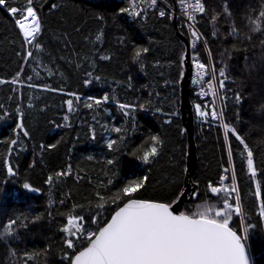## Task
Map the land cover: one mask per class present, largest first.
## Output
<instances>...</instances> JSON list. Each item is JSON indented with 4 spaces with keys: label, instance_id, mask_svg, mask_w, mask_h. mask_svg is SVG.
<instances>
[{
    "label": "trees",
    "instance_id": "16d2710c",
    "mask_svg": "<svg viewBox=\"0 0 264 264\" xmlns=\"http://www.w3.org/2000/svg\"><path fill=\"white\" fill-rule=\"evenodd\" d=\"M204 3L206 11L196 21L204 43L197 44V53L217 72L224 69L228 80L222 92L229 98L220 105L221 119L194 122L191 185L199 195L181 211L191 215L207 205L221 206L210 187L228 177L241 209L230 226L238 232L245 222L255 226L248 240L252 264H264V34L249 23L264 29V18L257 15L264 0ZM8 6L23 10L27 3L8 0ZM31 6L41 23L33 45L25 44L15 22L20 16L0 8V225L27 224L0 240V264H23L26 253L34 256L28 264H69L65 253L73 257L88 243L81 239L75 249L66 247V238L75 239L63 231L69 219L83 217L77 225L97 231L130 198L170 204L184 190L188 137L180 79L186 46L180 34L188 41L189 36L167 8L162 6L166 14L160 16V4L146 8L144 0L139 17L120 11L130 7L129 0H33ZM232 28L237 37L229 35ZM143 48L148 52L135 59ZM26 49L33 58L22 59ZM234 92L242 103L235 102ZM190 99L201 102L192 89ZM225 123L253 151L256 176L248 171L243 146L234 135L225 136ZM110 140L116 141L112 149ZM153 146L158 154L144 163ZM134 181L144 186L132 197L117 196Z\"/></svg>",
    "mask_w": 264,
    "mask_h": 264
},
{
    "label": "snow or ice",
    "instance_id": "6c2138e0",
    "mask_svg": "<svg viewBox=\"0 0 264 264\" xmlns=\"http://www.w3.org/2000/svg\"><path fill=\"white\" fill-rule=\"evenodd\" d=\"M32 2L33 0H26L27 7L22 10L17 7H9L8 0H0V8L6 9L12 16H20L15 22L22 31L27 45H33V41L36 40L41 31V23L36 10L31 6ZM142 3L143 0H129L130 7L120 11L139 17L146 10L141 7ZM157 3L158 0H150L151 7H155ZM180 4L185 8V14L189 22L188 26L194 28L191 22L196 19L195 14H203L206 11L202 0H194L190 5L186 3V0H180ZM52 7L54 8L56 5H52ZM189 8H191V11L188 10ZM165 14L164 11L159 13L160 16ZM257 15L259 18H264V10ZM249 23L253 25L252 31H260L264 34V29L256 25V21L250 20ZM238 34V30L235 28L229 31V35L233 37H237ZM191 35L197 40L202 39V35L195 29L191 32ZM34 46L36 48L40 47L38 43ZM148 50V48L137 49L135 59L139 60L141 54L147 53ZM25 51L26 54L22 59L33 58L31 50L26 49ZM102 59H108V57L105 56ZM193 63L195 64L196 73L192 82L200 87V96H208V91L204 88L205 84L212 88L211 81H218L217 86L212 88L211 95L215 99L211 101L210 109L205 111L202 109L201 104H196L194 110L200 118L208 120L221 119L224 109L220 105L229 98L226 92H222L226 88L225 82L228 80L225 71L221 68L217 72L214 66L209 70V66L200 62L199 59L194 60ZM206 76L209 79H205ZM233 96L237 104L242 103L243 97L239 92H234ZM108 99L107 95L103 97L104 101ZM67 104L69 110H72V100H68ZM95 104L100 105L101 100L96 99ZM86 107L92 108L93 104L89 103ZM129 107L131 106L120 104L121 109ZM205 107L207 108L208 105ZM127 114L125 112V115ZM17 127L22 129L23 125L18 124ZM224 130L226 137L230 134L234 135L235 139L243 146L247 155L248 171L251 176H256L257 172L253 166L254 153L245 142L244 137L234 127L229 128L227 123L224 124ZM113 131L120 133L121 129L116 127ZM23 135L27 136L28 133L24 131ZM151 139L157 144L160 143L155 136ZM11 143L16 144V141L13 140ZM114 144H116V141L110 140L107 147L112 149ZM157 154V147L153 146L149 152L143 155L142 160L144 163H148L150 157H155ZM228 154L231 155L230 147ZM108 163L112 164V161L109 160ZM8 172L14 174L12 168H8ZM224 179L226 180L228 177H224ZM143 186L142 181H134L123 187L117 193V196L132 197L133 193ZM28 187L27 184L24 185L25 189ZM210 192L215 194L222 202L223 211L207 207L203 211L191 215L174 214L167 204L130 198L122 207H119L118 211H115L111 220L97 231L88 232L79 226L76 227V231H73L71 228L65 227L63 231L67 232L70 237L75 238L65 239L68 249H75L77 241L81 239L88 242L87 246L76 253L74 257H70L68 253H65V258L68 259L69 264H252L248 240L250 231L255 226L245 222L242 224L240 232L230 227L233 215H239L241 212L238 201L235 208L229 202L230 200H237V197L233 195L237 192V189L227 186H211ZM181 195L184 199H188L198 197L199 193L195 189L189 192L185 188ZM257 195H259V187ZM101 199L103 198L101 197ZM177 203H180V201H177ZM97 206L102 207L103 205ZM260 215L264 217V209H262ZM77 220L82 224L84 218L74 217L68 220V224L75 225ZM92 223L98 224L99 220L94 217ZM19 226L27 227V224L19 225L17 220H10L6 226L0 225V240L16 235L14 229ZM35 255L38 256L39 254ZM25 257L23 264H28L29 260L34 259V256L27 253Z\"/></svg>",
    "mask_w": 264,
    "mask_h": 264
},
{
    "label": "water",
    "instance_id": "95a60500",
    "mask_svg": "<svg viewBox=\"0 0 264 264\" xmlns=\"http://www.w3.org/2000/svg\"><path fill=\"white\" fill-rule=\"evenodd\" d=\"M172 1L174 3L175 7H177L176 1L175 0H172ZM172 20H173V23L175 24V26L178 27L175 17H173ZM180 37L186 46L185 57L183 60V72H182V76L180 79V94H181L180 114H181L183 126L186 130L187 137H188V153H187V164H186L187 167H186V177H185V188H187L189 190V192H191L193 189L196 190V186L191 185V181H192L191 179H192V176L195 174V168H196V151H195V143H194V124H195L194 122H195V118H194V111H193V103L190 99V83H189V78L191 75L192 67H191V62H190V57H189V41H188L187 37L183 34H180ZM8 168H10V167L8 166ZM185 188L180 193V195L178 196V198L175 201H173L170 204L164 203V204H167L170 206V208L173 210L174 214L183 213L181 211L182 206L184 205L185 202L190 201L192 199V198L184 199L183 196L181 195L185 191ZM140 200H143V199H140ZM146 201H150V200H146ZM177 201H180V203H177ZM150 202L163 203V202H157V201H150ZM123 205H121L120 207H122ZM118 210H119V208L116 211H118ZM114 214H115V212L112 215H114ZM183 214H185V213H183ZM111 217L107 222H109L111 220ZM105 225H103V226H105ZM81 250H83V249H81Z\"/></svg>",
    "mask_w": 264,
    "mask_h": 264
},
{
    "label": "built area",
    "instance_id": "2783aa9c",
    "mask_svg": "<svg viewBox=\"0 0 264 264\" xmlns=\"http://www.w3.org/2000/svg\"><path fill=\"white\" fill-rule=\"evenodd\" d=\"M193 2H194V0H186V3L189 4V5L192 4ZM202 2L204 4V6H205L204 0H202ZM144 3H145L146 8H153V7L150 6V0H144ZM159 4H160L159 13L161 11L165 12V9H162V6L167 8V10L170 11L171 16H176L177 15V18L180 20L179 24L182 25L186 29L187 33H188V36H189V49H190V61H191V67H192L191 76H190V87L192 88L194 95L197 96L199 99H201L203 101V103H207L210 100H214L215 97H213L211 95L212 88L216 87L215 83H214V80L211 81L212 88H209L208 84L204 85L205 90L208 91V96L207 97L200 96L199 95L200 87L195 85V84H193V82H192L193 79L195 78V73H196L195 64L193 63V61L196 60V59H199V61L203 63L201 57H199L197 54H195V52L197 50V44L199 43V41L204 43L203 37H202V39L197 40V38H194L191 35V32L194 29L197 30L200 33L199 29L196 26V22H194V21L191 22L193 24L194 28L188 26L189 22H188L187 17H185V16L183 17L182 16V12H183V10H185V8H184V6H182L180 4V0H179V6L176 7V8L171 7V6L168 7V5L171 4V3L168 4V2L165 1V0H158L157 5H159ZM157 5L155 7H157ZM196 14H197V16L200 15V13H196ZM182 17H183V19H182L183 21H181V19H180ZM205 79H207V76L205 77ZM235 206H234V208H235ZM213 208L215 210H217V211H223L222 206L213 207ZM231 222H230V224H231Z\"/></svg>",
    "mask_w": 264,
    "mask_h": 264
},
{
    "label": "rangeland",
    "instance_id": "374dc122",
    "mask_svg": "<svg viewBox=\"0 0 264 264\" xmlns=\"http://www.w3.org/2000/svg\"><path fill=\"white\" fill-rule=\"evenodd\" d=\"M17 19H19V18H17ZM196 52H197V50H196ZM189 57H190V52H189ZM206 66H209V70L211 69V65L209 64V65H207L206 63H204ZM191 76V75H190ZM207 79H209V77H207ZM189 83H190V78H189ZM214 83H215V86H217V84H218V82H217V80H214ZM192 88L190 87V90H191ZM211 101L212 100H210L209 102H207V103H205L204 105L202 104L201 105V107H202V109L203 110H205V111H208L209 109H210V106H211ZM196 104H198V103H194L193 104V110H194V106L196 105ZM206 105H208V107L206 108L205 106ZM194 115H195V120L196 121H198V122H200V121H204V120H208V119H205V118H200L197 114H196V112H195V110H194ZM151 150V149H150ZM224 177H226V176H222V178H221V184L219 185V186H227L228 187V182H227V179L225 180L224 179ZM213 195H215V194H213ZM234 196H235V194H233ZM230 201H232V200H230ZM235 201V202H234ZM233 202L234 203H232V205H233V208H234V206H235V204H236V202H237V200H234ZM207 207H212V206H210V205H207L206 207H201V209H199L200 211H203L205 208H207ZM199 210H196L197 212H199ZM196 212V213H197ZM186 214V213H185ZM78 225H77V223L75 224V225H69V224H67L66 225V227H69V228H71V229H75L76 227H77Z\"/></svg>",
    "mask_w": 264,
    "mask_h": 264
},
{
    "label": "bare ground",
    "instance_id": "6f19581e",
    "mask_svg": "<svg viewBox=\"0 0 264 264\" xmlns=\"http://www.w3.org/2000/svg\"><path fill=\"white\" fill-rule=\"evenodd\" d=\"M175 1H176V0H175ZM168 4H169V3H168ZM169 6L176 8V7H175V5H174V3H172V4H169V5H168V7H169ZM188 10H189V11H191V8H189ZM195 15H196V19L194 20V22H196V21H197V17H198V16H197V14H195ZM182 16H183V17H184V16H185V17H187V16H186V14H185V10H183V12H182ZM173 17H175L176 21L180 22V20L177 18V15H176V16H173ZM183 17H182V18H180V19H181V21H183V20H182V19H183ZM20 31H21V30H20ZM21 33H22V31H21ZM22 35H23V34H22ZM195 54H197V55H198V53H197V52H195Z\"/></svg>",
    "mask_w": 264,
    "mask_h": 264
}]
</instances>
